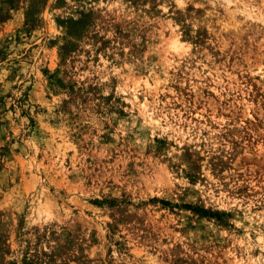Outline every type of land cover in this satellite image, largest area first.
Returning a JSON list of instances; mask_svg holds the SVG:
<instances>
[{
    "label": "rangeland",
    "instance_id": "obj_1",
    "mask_svg": "<svg viewBox=\"0 0 264 264\" xmlns=\"http://www.w3.org/2000/svg\"><path fill=\"white\" fill-rule=\"evenodd\" d=\"M0 264H264V0H0Z\"/></svg>",
    "mask_w": 264,
    "mask_h": 264
}]
</instances>
